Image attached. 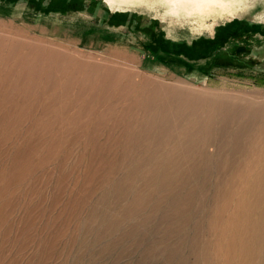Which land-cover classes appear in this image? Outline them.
I'll list each match as a JSON object with an SVG mask.
<instances>
[{"label":"rangeland","instance_id":"374dc122","mask_svg":"<svg viewBox=\"0 0 264 264\" xmlns=\"http://www.w3.org/2000/svg\"><path fill=\"white\" fill-rule=\"evenodd\" d=\"M251 14L189 48L131 0H0V264H264Z\"/></svg>","mask_w":264,"mask_h":264},{"label":"clouds","instance_id":"9594fccd","mask_svg":"<svg viewBox=\"0 0 264 264\" xmlns=\"http://www.w3.org/2000/svg\"><path fill=\"white\" fill-rule=\"evenodd\" d=\"M137 5V11L140 15H149L151 19L157 20L161 25L160 31L164 33V39L172 43H180L181 32H187L188 37L184 43L189 48L193 42L208 32L210 38H215L214 28L221 22H231V20H243L246 15L252 13V10L259 4L264 5V0H131ZM202 3H227L234 6L235 11L227 16H216L204 23L207 27L201 30H194L192 21L196 17L186 16L179 11L183 6H189ZM111 11V9H110ZM250 24L264 25V11L251 14ZM259 34H257L258 36ZM180 59H185L183 54Z\"/></svg>","mask_w":264,"mask_h":264},{"label":"bare ground","instance_id":"6f19581e","mask_svg":"<svg viewBox=\"0 0 264 264\" xmlns=\"http://www.w3.org/2000/svg\"><path fill=\"white\" fill-rule=\"evenodd\" d=\"M185 8H188L187 9L188 13L194 12V11H197V12L199 11V12L203 13V12H206V10H207V12H210L212 10L213 11L220 10V13H225V12L232 13V11H233V10H231V7L227 3H202V4H194V5H189V6H183V9H185ZM186 100H187V98H186ZM197 100H199V98Z\"/></svg>","mask_w":264,"mask_h":264}]
</instances>
